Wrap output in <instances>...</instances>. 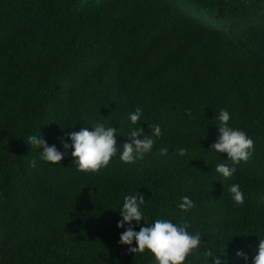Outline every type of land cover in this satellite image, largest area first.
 <instances>
[{
	"label": "trees",
	"instance_id": "obj_1",
	"mask_svg": "<svg viewBox=\"0 0 264 264\" xmlns=\"http://www.w3.org/2000/svg\"><path fill=\"white\" fill-rule=\"evenodd\" d=\"M222 109L254 142L247 162L209 152ZM96 123L117 130L121 152L133 128L162 135L143 159L118 153L97 173L78 171L72 149L52 164L28 144L42 134L64 152L66 133ZM219 163L236 172L224 178ZM138 192L148 225L200 233L184 264H214L207 249L253 264L264 239V0H0V264H158L119 243L124 197ZM185 196L195 207L182 212Z\"/></svg>",
	"mask_w": 264,
	"mask_h": 264
},
{
	"label": "clouds",
	"instance_id": "obj_2",
	"mask_svg": "<svg viewBox=\"0 0 264 264\" xmlns=\"http://www.w3.org/2000/svg\"><path fill=\"white\" fill-rule=\"evenodd\" d=\"M142 115V109L137 107L129 115L131 124L136 125ZM218 119L220 121L219 126H217L219 136L216 142L210 145L209 152L226 153L227 161L232 165H238L241 161L247 162L252 154L253 140L245 132L229 126L230 114L227 110L222 109ZM92 126L93 131L81 128L79 132L66 133V139L61 138L64 152L59 151L56 145L49 146L42 134L29 136L28 144L32 150L33 148L41 149V159L52 164H60L68 150L72 149L73 163L77 166L78 171L97 173L101 168H106L111 159L118 153L119 159L128 164L134 163L136 159H143L144 155L152 150L155 144L154 138H159L162 135L161 127L155 124L149 128L150 135L145 134L142 127L133 128L128 133L127 142L123 144L121 152L117 147L115 138L117 130L114 127H107L102 123H96ZM67 139L71 140V144L67 142ZM168 151V148H162L160 154L167 155ZM186 152V149H180L179 155L184 156ZM32 166H36L34 159ZM214 171L224 178H229L236 172V168L230 167L229 163H219ZM228 191L237 205L244 203V195L239 185H231ZM145 199V196L139 192L124 197L123 207L120 211L122 219L117 226L124 229L127 224L128 227L121 233L119 243L122 246H128L130 254L144 253L148 250L158 264H184L189 254L201 246L200 233L197 232L193 235L188 231L189 224H174L165 219H157L148 225L147 218L141 211ZM177 207L182 212H187L195 207V204L189 197L185 196ZM133 222L140 225L139 232L135 231ZM134 242L136 246H133ZM204 255L214 260V264H227L226 260L220 259L223 254H217L211 249H207ZM236 256L245 261L248 260V256L243 251L238 250ZM253 264H264V239L259 241Z\"/></svg>",
	"mask_w": 264,
	"mask_h": 264
}]
</instances>
